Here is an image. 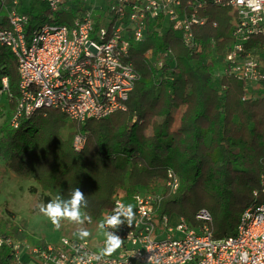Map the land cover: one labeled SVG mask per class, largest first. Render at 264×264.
Wrapping results in <instances>:
<instances>
[{
  "label": "trees",
  "instance_id": "16d2710c",
  "mask_svg": "<svg viewBox=\"0 0 264 264\" xmlns=\"http://www.w3.org/2000/svg\"><path fill=\"white\" fill-rule=\"evenodd\" d=\"M5 1L12 5L13 0ZM30 1L19 0L15 8L28 18L27 31L53 14L69 15L70 23L82 9L78 0H70L66 10L53 13L45 0ZM2 3L0 28H5L8 15L2 14ZM203 14L209 21L196 28L198 50L185 47L164 20L148 22L144 39L131 42L127 61L139 80L126 109L84 124L45 109L14 128L18 64L12 51L0 46V92L2 79L9 81V93L0 94L7 99L0 104L5 167L32 177L55 198L67 199L79 188L88 202L82 211L95 221L116 199L145 194L158 200L159 217L176 216L199 230L196 216L207 210L213 238L233 236L243 212L264 203V90L223 75L235 26L231 9L211 6ZM247 94L251 97L245 99ZM77 135L86 139L81 151L73 147ZM169 171L178 179L176 191L167 185ZM9 236L20 239V232ZM12 262L9 248L2 247L0 264Z\"/></svg>",
  "mask_w": 264,
  "mask_h": 264
},
{
  "label": "built area",
  "instance_id": "2783aa9c",
  "mask_svg": "<svg viewBox=\"0 0 264 264\" xmlns=\"http://www.w3.org/2000/svg\"><path fill=\"white\" fill-rule=\"evenodd\" d=\"M1 1L8 26L0 28V46L14 54L20 77L14 128L21 119L45 109L58 110L81 124L125 110L139 80L127 61L131 42L144 39L148 22L164 20L180 34L185 47L198 50L196 28L208 23L203 13L211 6L230 8L235 18L223 75L264 90V0H78L82 9L70 23L49 19L31 31L26 29L28 18L16 10L19 0L12 5ZM69 1L45 0L53 13L66 10ZM2 84L3 92L9 93L6 77ZM85 142L84 136H75L74 149L81 151ZM168 180V187L176 191L179 182L171 171ZM261 181L264 192V174ZM156 203L155 197L145 194L116 199L103 218L117 204L132 205L135 218L132 226L125 223L113 229L123 243L111 255H102L106 236L66 238L57 245L31 248L0 232V249L9 248L12 264H264V203L248 207L235 234L223 240L213 238L207 210L196 216L202 224L197 230L179 217L176 222L167 215L159 217Z\"/></svg>",
  "mask_w": 264,
  "mask_h": 264
},
{
  "label": "rangeland",
  "instance_id": "374dc122",
  "mask_svg": "<svg viewBox=\"0 0 264 264\" xmlns=\"http://www.w3.org/2000/svg\"><path fill=\"white\" fill-rule=\"evenodd\" d=\"M30 3V0H24ZM2 14H8L6 8ZM56 24L66 23L70 20L69 15H51ZM6 96L0 99V104H6ZM5 116L0 117V126L4 123ZM55 197L42 185L30 176H20L8 170L0 159V232L10 235L14 230L20 232V239L26 246L31 248L44 244L57 245L63 239H80L77 235L80 227H84L90 233L85 239H104L105 230L99 227L103 217L97 221L90 219L83 226L62 220L61 226L56 228L49 218L39 212L41 203L47 204ZM83 215H86L82 211ZM87 216V215H86ZM172 216L171 220L174 221ZM163 238V236H160ZM22 258L26 259L28 250H23ZM28 261V259H27ZM26 261V262H27Z\"/></svg>",
  "mask_w": 264,
  "mask_h": 264
},
{
  "label": "clouds",
  "instance_id": "9594fccd",
  "mask_svg": "<svg viewBox=\"0 0 264 264\" xmlns=\"http://www.w3.org/2000/svg\"><path fill=\"white\" fill-rule=\"evenodd\" d=\"M87 206L85 194L79 188H75L71 190L67 199L57 196L47 204L41 203L38 207L39 212L49 218L56 228H59L62 220H68L81 226L86 221L90 222V217L82 214V209L87 208ZM134 218L135 212L130 204H117L112 213L103 218L99 224V227L105 230L106 236L102 255H111L123 243V240L115 234L113 229H118L125 223L132 226ZM77 235L80 239H85L90 233L84 227H80Z\"/></svg>",
  "mask_w": 264,
  "mask_h": 264
},
{
  "label": "crops",
  "instance_id": "0c3cea01",
  "mask_svg": "<svg viewBox=\"0 0 264 264\" xmlns=\"http://www.w3.org/2000/svg\"><path fill=\"white\" fill-rule=\"evenodd\" d=\"M172 218V217H171ZM176 220H177V218H176V216L174 217V221L176 222Z\"/></svg>",
  "mask_w": 264,
  "mask_h": 264
}]
</instances>
